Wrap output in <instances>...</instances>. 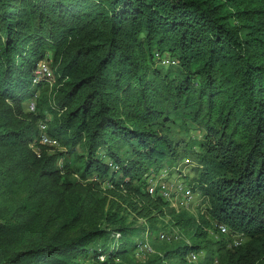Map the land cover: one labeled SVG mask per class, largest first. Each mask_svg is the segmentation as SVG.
<instances>
[{
    "label": "trees",
    "instance_id": "1",
    "mask_svg": "<svg viewBox=\"0 0 264 264\" xmlns=\"http://www.w3.org/2000/svg\"><path fill=\"white\" fill-rule=\"evenodd\" d=\"M45 111L60 150H33ZM191 154L204 212L158 198L190 243L144 264H264V0H0V264H135L144 228L61 173L122 185ZM210 220L228 227L214 242Z\"/></svg>",
    "mask_w": 264,
    "mask_h": 264
},
{
    "label": "rangeland",
    "instance_id": "2",
    "mask_svg": "<svg viewBox=\"0 0 264 264\" xmlns=\"http://www.w3.org/2000/svg\"><path fill=\"white\" fill-rule=\"evenodd\" d=\"M46 63L41 61L39 64ZM49 66V65H48ZM50 67V66H49ZM48 83V84H47ZM43 87H41L37 92L36 96L32 99L22 103V112L27 117H34L39 113V106L42 111L45 110V107H41L40 98L43 100L50 99V93L52 90V83L53 78L50 82H47ZM30 103H34L35 110H31L29 105ZM47 102H44V105ZM46 112V111H45ZM41 119L37 120V123L45 121L48 123L51 121V113H43ZM202 130L199 129H190L186 134L184 140H187L189 145L190 142L197 141L202 136ZM33 144H31L32 146ZM38 143L34 145L33 150H37L38 152ZM50 148V147H49ZM52 150H60V148H51ZM191 150L197 151L198 147L190 146ZM70 161V160H69ZM58 168L63 170L64 162L61 159L57 161ZM196 163L193 159V155H189L186 158H182L177 162H171L170 164L164 165L159 169H154L153 166L147 168L144 174H142L139 178L133 179L132 181L125 180L126 184L122 185H115L111 184L108 181L100 180L99 178L93 176H86L85 178H81L79 175H72L68 173V171H63L61 174L63 176H68L70 178L75 179V185L80 189H87L90 188L91 191L94 192L95 196L99 197V201L105 203V209L111 207L116 209L124 215L127 221L133 224L134 227H141L144 228L142 231L143 237L146 239L145 241L148 242L149 246L153 250L150 254L144 253L140 256L134 255V263L135 264H144L153 254L159 252L156 246H163L165 248H172L176 245H184L190 243L189 233L185 231H181L178 228H170L171 217L168 215V208L162 207L161 209L166 211V216L160 215L157 211L159 205H157L156 200L160 198L163 202L168 203V207L170 209H174L176 212L185 211L187 214L198 218V215H201L204 212L206 207L205 202L201 200V194L198 189L194 187V190L199 194L195 197V203L191 206L184 207L179 202H174L173 204L170 202L171 200L168 199L164 194L163 191H160L162 185L171 186V188H175L178 182H183V185L186 184H193L191 180L194 175H196ZM62 178V177H61ZM153 182L155 187L157 188V193H149L147 188V183ZM194 186V185H193ZM149 193V194H148ZM149 195V196H147ZM158 207V208H157ZM157 208V209H156ZM199 213V214H198ZM209 226L207 229L206 240L210 242H214L219 237H215V235L211 232L213 222L210 220ZM88 223H99V220L93 218H87ZM102 223V222H101ZM103 224V223H102ZM151 232V233H150ZM159 232H164L170 236H177L176 239H170L162 241L160 238H156ZM138 239V238H137ZM209 252L205 250H201L197 252L198 256L193 261H187L185 257L186 264H202L209 260L210 256L208 255ZM187 256V255H186ZM102 258V257H101Z\"/></svg>",
    "mask_w": 264,
    "mask_h": 264
},
{
    "label": "built area",
    "instance_id": "3",
    "mask_svg": "<svg viewBox=\"0 0 264 264\" xmlns=\"http://www.w3.org/2000/svg\"><path fill=\"white\" fill-rule=\"evenodd\" d=\"M52 72L51 68L46 65V63L38 64L35 72H34V77H33V83L38 82L39 80H46L50 82L52 80ZM31 110H35V105L34 103H30L29 105ZM37 143L40 145L48 146L50 148H59L58 141L54 138H52L48 132H47V123L45 121L40 122L38 124V137H37ZM34 145V144H33ZM34 147V146H33ZM34 149V148H33ZM37 151V150H35ZM147 190L149 193H157V188L155 187V184L153 182L147 183ZM160 191H163V194L170 199L171 203L173 204L174 202H179V204H182V206L187 207L191 206L192 204L195 203V197L199 193L196 192L193 189V186L186 184L183 185V182H178L175 186V188H171V186H166L162 185ZM204 197L201 195V200L204 201ZM213 225L212 228V233L217 237L218 235L221 234H226L228 233V227L224 224L212 222ZM208 229V228H207ZM159 238L160 240H169L170 239H176L177 236H170L164 232H159ZM232 243L233 245H238L241 242L244 241V236L241 234H235L232 236ZM146 239L144 238L143 241L139 242V245L135 251L136 256H140V254L148 253L150 254L153 252L151 247L149 246L148 242L145 241ZM198 256L197 252H189L186 256L187 261H194L196 257Z\"/></svg>",
    "mask_w": 264,
    "mask_h": 264
}]
</instances>
